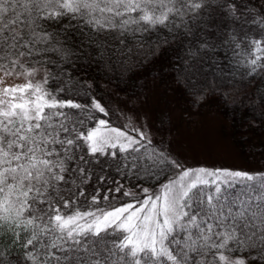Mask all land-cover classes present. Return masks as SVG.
<instances>
[{
  "label": "snow or ice",
  "instance_id": "1",
  "mask_svg": "<svg viewBox=\"0 0 264 264\" xmlns=\"http://www.w3.org/2000/svg\"><path fill=\"white\" fill-rule=\"evenodd\" d=\"M181 40L189 69L227 48L233 103L264 116V0H0V264H264V171L184 167L80 102L65 68ZM192 80L178 85L195 106Z\"/></svg>",
  "mask_w": 264,
  "mask_h": 264
},
{
  "label": "trees",
  "instance_id": "2",
  "mask_svg": "<svg viewBox=\"0 0 264 264\" xmlns=\"http://www.w3.org/2000/svg\"><path fill=\"white\" fill-rule=\"evenodd\" d=\"M217 23H221L219 18ZM219 37L220 30L217 29L211 39L216 41ZM195 42V40L192 41V43ZM188 44L187 40L177 41L165 47L159 55L149 56L146 59L138 58L131 64L121 65L113 61L97 63L94 60L90 62L87 58H81L73 64L65 65V68L73 77L82 82L83 89L88 93L87 96L80 94L76 97L82 103H90L91 98L95 97L104 104L103 94L99 88L100 83L107 84L128 97H135L141 94L146 85L151 81H157L161 85L171 83L178 91L176 103L184 114V117H187L189 113L199 112L204 104H208L210 105V110L219 112L228 123L227 126H224V131L226 135L232 137L234 144L241 151L254 152L252 149H249L251 144L249 140L252 138L260 143L259 149L264 150V116L259 111L244 108L233 103V100L239 101L241 96L231 83L233 80V75H230L232 67L225 55L226 53L230 55L229 50L227 48H220L218 55L209 53L202 60L193 62V67L189 69L186 66V62H184L185 49L188 47ZM185 76L193 77L192 83L196 85L197 90H204V102L194 106L189 92L178 85V82H184ZM235 79L237 82L239 81L238 76ZM249 80H253V78L248 77L245 81V91L251 92L255 87L260 85V81L258 78H255L254 83L248 84L247 81ZM213 88L217 89L216 93L212 91ZM220 93H226L228 103H225L221 99ZM256 94L259 95L260 93L257 92ZM107 110L109 116H100V118L108 119L113 126L118 127L119 124L114 120L111 111ZM252 121H255V123H252ZM165 122L163 124L160 123V127H166L167 124ZM240 134H248V136L242 137ZM153 142L159 148L170 153L165 139ZM157 180H160L161 183L164 182L163 176H159L156 179L147 181L142 179L140 183L144 187L153 185L154 189H156L159 186ZM121 182L126 187L129 186L128 180H121ZM131 183L135 184L137 181L132 179ZM125 199L121 197L115 204L118 206ZM101 207H104V205L101 204Z\"/></svg>",
  "mask_w": 264,
  "mask_h": 264
},
{
  "label": "rangeland",
  "instance_id": "3",
  "mask_svg": "<svg viewBox=\"0 0 264 264\" xmlns=\"http://www.w3.org/2000/svg\"><path fill=\"white\" fill-rule=\"evenodd\" d=\"M17 82L13 79L6 81L7 84ZM99 88L103 94L102 105L111 111L119 128L132 135L135 132L130 129L139 128L148 133L153 141L165 139L170 153L184 167L264 171V150L259 149L258 141L249 140V149L254 152L241 151L224 131L228 123L219 112L210 110L208 104H204L199 112L184 117L176 103L178 91L171 83L161 85L151 81L135 97H128L107 84L100 83ZM162 120L166 121L167 128L160 127Z\"/></svg>",
  "mask_w": 264,
  "mask_h": 264
}]
</instances>
